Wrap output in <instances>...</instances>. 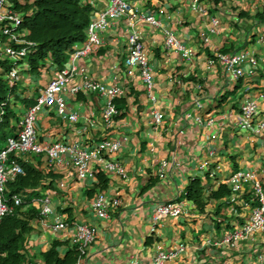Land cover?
<instances>
[{"label":"crops","instance_id":"0c3cea01","mask_svg":"<svg viewBox=\"0 0 264 264\" xmlns=\"http://www.w3.org/2000/svg\"><path fill=\"white\" fill-rule=\"evenodd\" d=\"M94 1L95 14L103 13L108 0ZM128 1L140 13L158 19L162 27L156 29L144 23L132 26L125 17L114 22L103 34V46L76 62L80 73L72 82L81 85L88 77L122 89L123 95L115 101L120 115L107 125L103 120L107 99L84 90L76 96H65L69 111L79 114L77 123L64 121L47 108L40 111L36 123L39 140L44 144L78 142L90 149L105 140L121 141L119 153L110 159L122 163L127 175L123 178L105 172L108 188L100 190L96 188L97 179L79 180L73 169L50 166L45 156L25 157L22 161L41 172L44 179L21 197L30 199L40 214L38 203L49 198L53 210L52 215H41L32 223L26 264H43L42 254L56 240L67 243L62 253L73 248L76 224L97 231L84 264H130L135 258L151 264L158 249L172 250L180 243L188 246L186 252L167 264H262L264 235L255 241L240 242L235 248L217 245L229 230L248 220L254 205L250 186L243 193V201L238 199L230 205V197L212 200L203 212L186 199V193L194 179H200L202 186L212 191L229 184L231 175L240 170L256 171L264 183V135L239 127L240 109L246 100L256 101L264 113V22L257 16L263 5L255 0H201L202 10L196 11L194 0ZM214 18L220 20V25L216 34L209 35ZM133 31L140 34L154 72L155 100L150 98L139 72L125 66ZM167 32L174 33L192 51L191 59L182 60L179 53L166 48ZM202 34L209 35V43ZM2 43L0 36V49ZM242 51L256 53L261 62L253 76L235 80L220 66L208 64L219 52ZM251 69L246 66L247 71ZM57 71L50 65L41 75L24 71L17 85L19 98L14 102L19 120L36 104ZM197 103L203 105L201 109ZM157 113L164 115L161 124L155 123ZM211 119L214 124L208 123ZM14 126L13 136L19 132L18 122L14 121ZM204 163L209 165L202 170ZM96 170L101 169L96 166ZM100 192L120 201L118 207L110 208L105 220L92 209ZM172 201L181 202L190 215L163 219L153 233L157 207ZM58 222L69 223V229L53 232L50 227Z\"/></svg>","mask_w":264,"mask_h":264},{"label":"built area","instance_id":"2783aa9c","mask_svg":"<svg viewBox=\"0 0 264 264\" xmlns=\"http://www.w3.org/2000/svg\"><path fill=\"white\" fill-rule=\"evenodd\" d=\"M255 1L264 5V0ZM18 2L24 4L26 0H18ZM91 5L94 7L95 1H92ZM193 8L196 11H201V0H194ZM124 17L127 18L132 26L137 23H144L156 29L162 27L158 19L152 15L140 13L132 7L128 0H108V6L103 13L96 15L93 12L87 30L86 41L77 44L73 48L69 64L55 73V76L37 98L36 104L19 120V132L15 136L8 138L5 147L0 149V221L6 215L13 213L15 207H20L24 204L23 198L16 195L12 199L13 205H10L5 198V193L8 181L24 175V169L20 161L27 156H45L50 166L71 168L77 178L82 181H95L97 179L98 170H96V166L108 174L126 177L127 172L123 164L110 159L119 153L122 147L121 141L105 140L90 149L78 142H56L49 145L40 142L36 128L38 114L44 108L54 110L64 121L77 123L79 114L76 111H69L65 96L67 94L76 96L84 90L107 99V104L103 111V120L107 125L120 115L115 101L123 95L122 89L119 87H107L102 83L92 81L88 77H85L81 85H73L72 82L80 73L76 62L98 51L103 46V34L111 28L114 22ZM22 23L23 14L15 9L14 1L0 0V36L4 37L0 55L4 59L11 61V69L6 76L11 86H17L22 80L24 71L28 69L27 57L30 53L28 47L34 46V44L26 41L27 32L22 30ZM212 24L213 28L209 35L217 33L220 20L214 18L212 19ZM209 35L202 34V38L206 43H209ZM165 44L168 50H174L179 53L182 60H189L193 57L192 51L182 41L178 40L172 32L166 33ZM260 63L257 54L249 51L235 54L219 52L208 61L210 67L220 66L235 80L244 78L246 75L253 76ZM247 65L252 68L250 71L246 70ZM125 66L128 69L139 72L150 98L155 100V97L152 96V91L155 87L154 72L145 53L140 34L137 31H133L129 35L128 55L125 59ZM262 102L264 103V95L262 96ZM197 106L201 109L203 105L197 103ZM261 116L262 118H260ZM163 119V114L157 113L155 115L156 124H161ZM197 121L203 124L202 119L198 118ZM214 122L211 119L208 123L214 124ZM239 127L243 131L264 135V113L261 112L260 106L256 101L246 100L241 106ZM210 155L214 157L215 153L211 152ZM208 165L209 163L202 164L201 169H206ZM217 169L219 168L217 167ZM228 183L232 191V196L229 198L230 205L236 203L238 199L243 201V193L247 186L251 188L253 196L251 203L254 204L248 220L229 230L221 242L217 243L220 246L227 245L235 248L240 242L255 241L259 235H264V183L257 178L256 171L253 170H240L233 173L228 179ZM38 205L41 207V215L43 217L53 214L49 198L40 201ZM119 205V200H110L104 192H100L92 203V209L99 219L105 220L109 218L110 208L118 207ZM249 205L245 204L247 207ZM187 215L190 214L181 202L172 201L159 205L153 215L152 232L155 233L157 231V227L163 219H178ZM69 227V223L58 222L50 228L56 233L69 229ZM73 230L72 245L79 252V260L76 264H84V258L87 256L89 248L96 242L97 231L86 224H76L73 226ZM187 248L188 246L184 243H180L172 250L160 248L151 264H167L175 261L186 252ZM260 261L263 264L264 258L260 257ZM130 264H142V262L135 258Z\"/></svg>","mask_w":264,"mask_h":264},{"label":"trees","instance_id":"16d2710c","mask_svg":"<svg viewBox=\"0 0 264 264\" xmlns=\"http://www.w3.org/2000/svg\"><path fill=\"white\" fill-rule=\"evenodd\" d=\"M15 9L23 14L22 30L27 32L26 41L34 44L28 47V73L41 75L48 65L58 70L65 68L70 60L73 48L84 43L87 30L93 16L94 0H26L19 3L13 0ZM264 22V5L258 13ZM4 41V37H1ZM11 69V61L0 55V142L7 141L14 134V121L19 122L15 113V99L19 98L17 86H11L7 74ZM24 102V101H23ZM24 175L8 181L5 198L13 205V197L24 196L25 192L41 185L43 174L24 161H20ZM96 188L106 190L109 179L105 172L98 171ZM206 192L208 195L206 196ZM232 196L227 183L221 184L217 190L207 191L200 179H194L187 188L186 199L203 212L209 201H220ZM24 204L15 207L13 213L0 221V264H26V245L34 230L32 225L40 220L41 214L30 199L23 198ZM250 203V201H249ZM67 243L56 240L50 250L43 253V264H76L79 252L73 247L62 253Z\"/></svg>","mask_w":264,"mask_h":264},{"label":"rangeland","instance_id":"374dc122","mask_svg":"<svg viewBox=\"0 0 264 264\" xmlns=\"http://www.w3.org/2000/svg\"><path fill=\"white\" fill-rule=\"evenodd\" d=\"M260 45V48L263 49V46L261 44ZM14 134H12L11 136H13ZM7 141H5L4 143L1 144L0 142V148H2L3 145H6Z\"/></svg>","mask_w":264,"mask_h":264}]
</instances>
